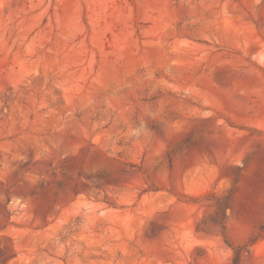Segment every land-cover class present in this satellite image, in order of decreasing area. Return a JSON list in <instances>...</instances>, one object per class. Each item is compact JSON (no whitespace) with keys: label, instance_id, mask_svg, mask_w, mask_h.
Here are the masks:
<instances>
[{"label":"rangeland","instance_id":"374dc122","mask_svg":"<svg viewBox=\"0 0 264 264\" xmlns=\"http://www.w3.org/2000/svg\"><path fill=\"white\" fill-rule=\"evenodd\" d=\"M264 0H0V264H264Z\"/></svg>","mask_w":264,"mask_h":264},{"label":"trees","instance_id":"16d2710c","mask_svg":"<svg viewBox=\"0 0 264 264\" xmlns=\"http://www.w3.org/2000/svg\"><path fill=\"white\" fill-rule=\"evenodd\" d=\"M240 262H241V251H240V249H236L235 250V257H234V264H240Z\"/></svg>","mask_w":264,"mask_h":264}]
</instances>
